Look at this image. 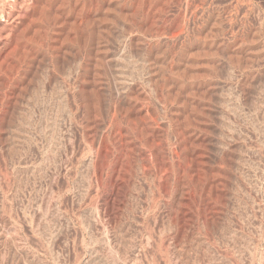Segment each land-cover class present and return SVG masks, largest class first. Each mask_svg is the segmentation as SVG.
I'll use <instances>...</instances> for the list:
<instances>
[{
	"label": "rangeland",
	"instance_id": "rangeland-1",
	"mask_svg": "<svg viewBox=\"0 0 264 264\" xmlns=\"http://www.w3.org/2000/svg\"><path fill=\"white\" fill-rule=\"evenodd\" d=\"M0 264H264V0H0Z\"/></svg>",
	"mask_w": 264,
	"mask_h": 264
}]
</instances>
